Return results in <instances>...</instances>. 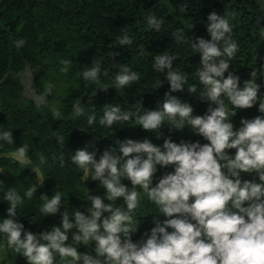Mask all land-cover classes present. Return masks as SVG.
<instances>
[{"label": "clouds", "instance_id": "obj_1", "mask_svg": "<svg viewBox=\"0 0 264 264\" xmlns=\"http://www.w3.org/2000/svg\"><path fill=\"white\" fill-rule=\"evenodd\" d=\"M147 23L159 31L162 20L151 14ZM206 30L209 38L194 37L191 45L199 54L196 77L203 86L199 99L208 101L205 113L194 115L187 100L172 94L185 91L188 80L174 68L173 61L177 58L174 54L153 57V70L164 73L168 83L160 107L144 109L142 101L136 105L138 112L143 109L137 125L155 133L157 139L162 125L167 124L171 132L184 130L187 124L207 142L177 143L167 136L161 145H156L148 138H125L117 140L118 150L109 145L98 159L89 147L77 148L70 159L82 170V181L89 177L98 181L97 187L103 189V194L93 195L87 190L84 200L88 205L84 211L73 208L71 217L63 208L60 191L51 196L41 194L42 216L59 213L60 222L39 233L25 229L17 219V212L24 198L31 199L46 178L40 167L32 164L28 145L17 146L15 151L4 155L25 168L31 165L28 169L35 174L37 183L22 197L12 186L5 189L0 181L3 193L0 201L8 204L6 218L0 219V235L4 237L0 240V252L7 247L23 256L27 264H264V101L261 100L264 92L260 91L264 80L257 83L251 71L250 78L241 84L240 77L229 70L239 45L230 35L232 24L227 18L215 11L208 13ZM174 35L178 41L184 39L183 34ZM117 39L121 46L132 44L128 35ZM14 44L19 48L25 40H15ZM115 55L118 53H111ZM72 62L62 61L65 65L62 71L66 72ZM120 65L111 87L122 95V89L140 77L128 66ZM100 74L99 63L82 71L85 80L97 84ZM161 84L157 80L153 89ZM53 87L49 84L44 94H51ZM195 90L196 85L188 88V92ZM225 98L233 106L231 110L226 107ZM84 105L79 100L72 105L73 115H84ZM253 105H257L259 115L242 117L239 126L234 127L231 117L237 110ZM52 111L54 117L61 116L58 109ZM130 117L131 113L122 111L118 104L105 103L99 123L110 127ZM87 122L89 125L95 122L94 113ZM0 141L13 144L12 129L0 130ZM56 142L65 144L62 136ZM231 149L234 151L229 152ZM40 162H45L43 155ZM60 164H64L63 154ZM157 165L161 169L170 166L172 171L163 173L153 184ZM4 171L0 169V173ZM242 173L251 174L252 179L243 178ZM122 179H127L130 186L122 183ZM137 186L154 203L157 215L152 218L153 226L134 241L132 235L140 224L134 215L141 199ZM118 198L120 203H116ZM81 244L90 245L91 252L78 251Z\"/></svg>", "mask_w": 264, "mask_h": 264}, {"label": "trees", "instance_id": "obj_2", "mask_svg": "<svg viewBox=\"0 0 264 264\" xmlns=\"http://www.w3.org/2000/svg\"><path fill=\"white\" fill-rule=\"evenodd\" d=\"M181 8L185 11H180ZM212 11L229 20L232 24L230 35L239 45L229 70L240 77L241 84L250 78L251 71L260 83L264 80V67H261L264 64V0H0V130L12 129L13 137V144L0 141L3 145L0 147V169L5 170L0 173V181L5 189L12 186L22 197L29 187L36 185L37 178L30 169L21 172V165L4 155L15 151L21 144L28 145L32 164L39 166L46 178L38 185L36 194L31 199L24 198L18 207L17 219L25 229L39 233L60 222L59 213L42 216L44 201L41 194L51 196L60 191L63 208L70 217L73 208L84 211L88 205L89 202L84 200L87 190L93 195L103 194V189L97 187L98 181L90 180L91 177L82 181V170L70 159L77 148L89 147L88 150L95 152L98 159L109 145L118 150L117 140L125 138H148L156 145H161L167 136L177 143L181 140L207 142L193 133L187 124L184 130L171 132L164 124L157 139L155 133L137 125V117L143 114V109L138 112L136 103L142 101L144 109L160 107L168 83L164 73L153 70V57L174 54L177 56L173 61L174 68L184 73L188 80L185 91L172 94L187 100L194 115L205 113L208 101L199 99L203 86L196 77L199 54L191 45L194 37L209 38L206 21ZM151 14L162 20L159 31L151 29L147 23ZM174 33L183 34L184 39L178 41ZM123 35L131 37L132 44L121 46L117 38ZM21 38L25 44L17 48L14 41ZM112 52L118 55L111 56ZM68 59L73 62L67 66L66 72L62 71L65 67L62 61ZM96 63L101 68L99 84L82 77V71ZM120 64L136 71L140 77L131 86L123 88L122 95L111 87L115 75L121 70ZM25 68L32 70L35 92L46 104L37 105L23 98L19 74ZM38 68L43 71L38 72ZM157 80L162 84L153 89ZM49 84L54 86L52 93L45 95ZM191 85H196L194 92H188ZM60 87L61 93L69 90L62 98L54 92ZM99 87L108 88L102 90ZM260 91L264 92V85ZM78 100L85 104V114L74 116L72 105ZM261 100L264 101V96ZM105 103L118 104L122 111L131 113L130 119L117 121L110 127L102 126L99 119ZM225 104L232 109L227 98ZM53 108L61 112L59 118L54 117ZM93 113L95 122L89 125L87 118ZM256 115H259L257 105H253L238 109L231 121L234 127H238L242 117ZM58 136L64 138L65 144L56 142ZM61 154L63 166L60 164ZM41 155L45 159L43 164ZM169 171H172L170 166L161 169L157 165L153 184ZM242 176L252 179L248 173H242ZM121 182L130 186L127 179ZM137 189L141 199L134 215L138 216L140 224L132 235L134 241L153 226L152 218L157 215L154 203L139 186ZM116 203H120L119 198ZM7 207L6 201H0V219L6 218ZM157 218L164 219L162 216ZM3 239L0 235V240ZM77 250L91 252V246L81 244ZM0 253L6 264H27L23 256L7 247Z\"/></svg>", "mask_w": 264, "mask_h": 264}, {"label": "rangeland", "instance_id": "obj_3", "mask_svg": "<svg viewBox=\"0 0 264 264\" xmlns=\"http://www.w3.org/2000/svg\"><path fill=\"white\" fill-rule=\"evenodd\" d=\"M43 71V68H38V72ZM19 80L23 86V98L32 100L37 105L46 104L44 101L36 94L34 84H33V78H32V70L30 68H25L20 74H19ZM69 90L64 91L61 93V87L54 92H58L57 96L58 98H62L65 93H67ZM56 103V101H55ZM9 157V156H7ZM11 160H13L11 157H9ZM14 161V160H13ZM21 172L23 169H25V166L21 165ZM28 168H31V165L28 166ZM27 168V169H28ZM0 264H6L5 259L2 257L0 253Z\"/></svg>", "mask_w": 264, "mask_h": 264}]
</instances>
